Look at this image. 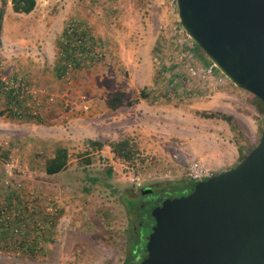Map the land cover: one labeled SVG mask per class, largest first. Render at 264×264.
<instances>
[{
  "label": "rangeland",
  "instance_id": "1",
  "mask_svg": "<svg viewBox=\"0 0 264 264\" xmlns=\"http://www.w3.org/2000/svg\"><path fill=\"white\" fill-rule=\"evenodd\" d=\"M34 3L26 14L13 13L7 3L0 31V206L11 218L7 202L14 194L21 200L20 222L9 233L34 251L29 257L23 247L0 245V264H134V250L144 248L152 225L129 209L146 196L140 190L153 189L144 201L167 183L177 189L165 195H186L193 160L211 174L233 168L257 144L264 116L254 97L218 70L220 85L186 77L188 57L195 66L209 61L182 31L175 0ZM68 21L87 30L102 58L56 76ZM16 78L34 93L11 96L1 80ZM116 92L122 94L121 123L98 128L94 110L101 108L106 120L103 107ZM206 114L230 117L231 125ZM251 121L257 122L255 135ZM12 122L21 132L11 131ZM124 138L136 149L132 164L113 158L107 147ZM88 140L103 146L95 151ZM56 147L67 150V165L46 175L44 161Z\"/></svg>",
  "mask_w": 264,
  "mask_h": 264
},
{
  "label": "water",
  "instance_id": "2",
  "mask_svg": "<svg viewBox=\"0 0 264 264\" xmlns=\"http://www.w3.org/2000/svg\"><path fill=\"white\" fill-rule=\"evenodd\" d=\"M182 31L264 106V0H175ZM150 188L140 195H150ZM138 264H264V126L233 168L153 207Z\"/></svg>",
  "mask_w": 264,
  "mask_h": 264
},
{
  "label": "trees",
  "instance_id": "3",
  "mask_svg": "<svg viewBox=\"0 0 264 264\" xmlns=\"http://www.w3.org/2000/svg\"><path fill=\"white\" fill-rule=\"evenodd\" d=\"M7 3H9L10 9L13 13H22V14H26V13H29L30 11H32L34 8V4H35L34 0H0V31H1L2 19H3V15H4V8L7 5ZM57 67L58 68L55 67L56 68L55 71L57 73L56 76H60L62 69L59 66H57ZM140 97L143 98L144 95L140 94ZM254 100H255L254 101V107L256 109V112L258 114L264 116L263 104L258 99H256L255 97H254ZM105 105H106V108L110 109V110H115L119 106L123 105L122 94L118 93V92L110 94ZM130 105H131L130 103L127 104V106H130ZM217 116L219 119H221V120L225 121L227 124L231 125V118L230 117L219 115V114L202 115L203 118H208V119L209 118H217ZM261 131H262V129L260 130V134H261ZM87 145L95 151H99L101 149V147L103 146L101 143H99L97 141H92V140H88ZM107 147L109 148L110 153H112L113 158L118 159L125 164H132L134 162V157L136 155V149L133 146V144L127 138H124L122 140L115 141V142H110L107 144ZM244 157H245V155H241L239 160L241 161ZM67 159H68L67 150L63 147H56L53 150L52 156L47 158L44 161L43 172L46 175H54V174H57V173L63 171L67 165ZM89 161H90L89 158H85V165H88ZM109 174H110V170L108 169L107 175H109ZM187 183H189V185H190V187L188 188V191H187V193H189L192 190L194 183H191V182H187ZM175 189H177V188L174 187V185L172 183H167L161 189H158V190L154 189L157 193L156 197H153L151 200H145V201H144V199H146L147 195L145 197H141L140 205L137 206L135 203L130 202L128 205L129 209L136 208L138 210V212H140L141 214H145L151 220V224H152L153 220L151 219L149 212L153 207L158 206L160 204V202L165 198H174V197L183 196V195H176V196L165 195V193H167L168 191L172 192ZM11 200H15V202H16L15 207L12 206ZM21 204H22V202L17 197L16 194L13 195V198L9 199V201L7 202V205H6V208H7L6 210L10 211L13 208L12 209L13 212L11 211L13 213V217H11V218L4 216V210L0 206V245L6 246V245L10 244V245H17L20 248L23 247L25 249L24 250L25 253L29 254V257H32L34 249L31 248L30 244H24L23 242H18L17 240H14L12 234L9 233L10 227L11 228H13V227L17 228L18 227V225H16V224L20 222L21 215L18 216V214H19L18 211L22 207ZM149 231H150V229H149ZM7 240H8V242H7ZM136 247H137V249L139 248L138 246H136ZM143 252L145 253L144 249H143ZM128 263H130V262L123 263V264H128Z\"/></svg>",
  "mask_w": 264,
  "mask_h": 264
},
{
  "label": "built area",
  "instance_id": "4",
  "mask_svg": "<svg viewBox=\"0 0 264 264\" xmlns=\"http://www.w3.org/2000/svg\"><path fill=\"white\" fill-rule=\"evenodd\" d=\"M92 41L91 36L85 28L77 27L74 22L70 21L64 24L61 32V42L58 46L57 52L58 60L60 61L59 67L62 69L60 76L72 72L75 67L82 63V61L90 59L92 62H97L102 58V50L94 46ZM188 58L190 61L185 67L187 78L195 80L203 86L220 85L221 79L214 74L217 69L212 63L207 62L201 66H195L192 64L191 58ZM63 79L69 81V78ZM1 81L4 88L8 90L13 97L18 96L22 98V95L25 93H34L32 89L25 87V85L17 78L7 80L2 79ZM12 109H14L12 112L14 116L17 117L19 115L20 117L22 112L16 107ZM27 113L31 114L29 111H27ZM185 175L189 182L195 184L207 179L212 174L209 173L199 161L193 160L187 165Z\"/></svg>",
  "mask_w": 264,
  "mask_h": 264
},
{
  "label": "crops",
  "instance_id": "5",
  "mask_svg": "<svg viewBox=\"0 0 264 264\" xmlns=\"http://www.w3.org/2000/svg\"><path fill=\"white\" fill-rule=\"evenodd\" d=\"M136 105H139V104H136ZM119 109H120V107H118V108H116L115 110H110V109H107V108H104L103 107V110H104V114H107V118H106V120H104V119H101V116H100V114H99V112H100V110H101V108H98V109H96V110H94V115H93V122H95V124H97L98 125V128H101L102 126H108V125H114V126H116V125H118L119 123H121V121H120V117H119V112H117V111H119ZM99 114V116H97ZM68 123H69V126L70 127H72L73 125L72 124H76V121L74 120V121H67ZM105 122H107V123H105ZM252 122V131H253V133H254V135H255V130H256V128H257V122L256 121H251ZM10 125V127L12 128L11 129V131L13 132V133H18V132H21L20 131V129H21V127H22V125H19V123L18 124H14V122H12V123H10L9 124ZM31 125H33V126H35V124H31ZM36 127H38L37 125H36ZM82 128H83V125H82ZM22 132H24V129L22 128ZM26 130V129H25ZM26 131H28V130H26ZM48 133H49V131L48 130H45V132L44 133H39V135H41V137L43 136V137H45L46 135H48ZM46 141V140H45ZM213 174H216V173H213Z\"/></svg>",
  "mask_w": 264,
  "mask_h": 264
},
{
  "label": "flooded vegetation",
  "instance_id": "6",
  "mask_svg": "<svg viewBox=\"0 0 264 264\" xmlns=\"http://www.w3.org/2000/svg\"><path fill=\"white\" fill-rule=\"evenodd\" d=\"M139 218V217H138ZM144 218H148L145 214H142V219H144ZM142 219H140V222H139V224H138V227L139 226H141V224H142ZM152 225H153V223H152ZM151 225V226H152ZM151 228V227H150ZM144 249V248H143ZM143 249H137V250H134V252H135V255H134V261H136L134 264H138L144 257H145V253L143 252ZM133 252V251H132ZM138 256H140V258H139V260H137V258H138Z\"/></svg>",
  "mask_w": 264,
  "mask_h": 264
}]
</instances>
